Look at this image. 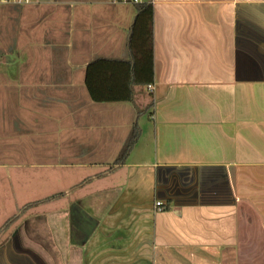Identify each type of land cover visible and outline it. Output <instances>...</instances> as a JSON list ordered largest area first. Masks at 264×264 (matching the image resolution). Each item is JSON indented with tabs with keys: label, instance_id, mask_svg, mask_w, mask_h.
I'll return each instance as SVG.
<instances>
[{
	"label": "crops",
	"instance_id": "0c3cea01",
	"mask_svg": "<svg viewBox=\"0 0 264 264\" xmlns=\"http://www.w3.org/2000/svg\"><path fill=\"white\" fill-rule=\"evenodd\" d=\"M140 5L150 101L93 102ZM0 264H264V0L0 4Z\"/></svg>",
	"mask_w": 264,
	"mask_h": 264
},
{
	"label": "trees",
	"instance_id": "16d2710c",
	"mask_svg": "<svg viewBox=\"0 0 264 264\" xmlns=\"http://www.w3.org/2000/svg\"><path fill=\"white\" fill-rule=\"evenodd\" d=\"M130 61L97 59L89 63L85 72V86L89 97L96 103L130 102L133 88L147 86L153 81L152 8L140 5L129 32ZM140 131L133 126L117 159H126L139 137Z\"/></svg>",
	"mask_w": 264,
	"mask_h": 264
},
{
	"label": "built area",
	"instance_id": "2783aa9c",
	"mask_svg": "<svg viewBox=\"0 0 264 264\" xmlns=\"http://www.w3.org/2000/svg\"><path fill=\"white\" fill-rule=\"evenodd\" d=\"M30 0H0V4H14V5H25L28 4ZM140 2V0H111L112 4H133L137 5ZM153 86L149 85L147 86L148 92H153ZM157 207L160 206V203L156 204Z\"/></svg>",
	"mask_w": 264,
	"mask_h": 264
},
{
	"label": "rangeland",
	"instance_id": "374dc122",
	"mask_svg": "<svg viewBox=\"0 0 264 264\" xmlns=\"http://www.w3.org/2000/svg\"><path fill=\"white\" fill-rule=\"evenodd\" d=\"M145 87L139 86L135 90V104L139 108V110H142L141 108H146L144 105L146 102L150 101V98L148 94L145 93Z\"/></svg>",
	"mask_w": 264,
	"mask_h": 264
}]
</instances>
